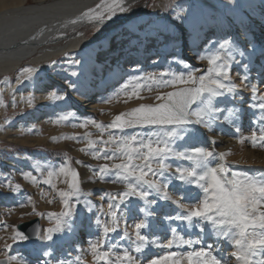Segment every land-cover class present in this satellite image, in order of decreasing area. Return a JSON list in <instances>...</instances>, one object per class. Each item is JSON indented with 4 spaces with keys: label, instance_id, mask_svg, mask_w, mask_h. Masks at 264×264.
<instances>
[{
    "label": "snow or ice",
    "instance_id": "obj_1",
    "mask_svg": "<svg viewBox=\"0 0 264 264\" xmlns=\"http://www.w3.org/2000/svg\"><path fill=\"white\" fill-rule=\"evenodd\" d=\"M133 5L125 4V0H101L94 8H88L75 18L69 19L66 23L75 25L81 21H87L99 31V27L111 21L114 17L133 12ZM180 9L177 11V9ZM165 9L174 15H170L168 23L162 26L158 32L159 39L164 46L184 43L191 37L193 43L201 40L200 33L193 29L189 34L184 27L186 16L185 9L175 2L169 0ZM212 35L206 36L201 43L212 45L218 48L211 55H199L200 60H206L208 67L203 72L197 69H188L179 74H169L160 72L157 74L140 75L139 70L133 71L125 83L121 86L122 91L117 96L123 97V102L127 103L133 99L143 100L144 91L151 92L156 86L171 87L172 91L157 92L155 100L157 103H141L137 107L127 112H120L114 116L110 123L104 124L95 119H85L79 123L78 127L84 129L89 125L94 126L99 136L91 138V133L85 132L83 139L85 146L80 149L92 157L107 162L99 164L97 169H92L93 176L105 181L110 176H115L117 180L124 182V191L115 195L103 194L100 199L107 204L106 220L101 221L96 217L95 223L100 227L102 236L100 239L90 242L88 254L91 256V264H229V257L232 264H264V180H257L244 174L231 172V177L226 176L228 170L227 156L230 151H222L218 155L213 145L217 140L209 136L208 146H193L179 149L175 146L177 140H184L188 132V126H201L208 132L212 131L214 122L227 112L228 116L238 118L240 111L237 107L218 106L215 101L220 98L228 97L236 99L242 89L238 88L230 76L232 65L240 64L231 54L236 48L235 43L229 38H222L213 41ZM156 38H153V43ZM199 47V45H198ZM221 52L228 53L221 55ZM239 56L244 57L245 52L239 51ZM182 62V61H181ZM55 61L52 62V65ZM51 66V65H50ZM187 69V65L185 66ZM244 71L240 83L249 90V99L252 101L248 106L254 111H259L260 115L254 120L260 122L259 129L250 130L247 137H238L237 143L245 144L250 141L252 147H264V91L260 90L257 84L247 83L250 79L248 72L249 66L242 64ZM36 69L34 67H21L16 76L17 85H22L30 80ZM76 76V72L71 73ZM170 76V78H165ZM8 82V77L4 78V83ZM69 87H74L69 84ZM23 99V98H22ZM48 100L65 99L64 95H58L56 91L47 96ZM33 98L30 95L27 99L29 106L32 105ZM4 100L0 97V105ZM199 104L193 109V105ZM60 119H66L61 117ZM156 127L161 131L153 134L149 133L146 138L138 134L115 136L109 130L124 132L125 129L136 127ZM236 133H240V128L236 127ZM105 132H108L107 139H104ZM183 133V134H182ZM74 140L81 137L74 135ZM170 159L177 161H188L189 166L175 167L168 163ZM213 161H216L213 164ZM77 165L83 163L76 160ZM42 179L31 173H24V178L33 184L40 183L47 185L59 197L61 210L59 212H48L47 218L52 222V226L38 230L37 239L52 241L55 233H61L67 227L71 230L69 218L73 214L76 204L70 203L73 199L77 202L81 196V173L71 163L65 159L58 168L39 169ZM86 167H91L86 165ZM91 179V178H89ZM178 181L181 185L194 186L203 193L202 198H198L189 206H185L183 201L186 198L183 193L173 198L169 194L172 181ZM57 183L65 184L66 189L57 187ZM12 193L21 191L19 183L13 184L8 181L5 185ZM136 198L144 202L145 207H140V213L146 216L154 215V209L159 202L171 203L182 209L176 215H167L165 219L184 222L191 226L194 222L200 226V232L205 231L203 225H208L212 230L214 239L223 240L230 245L231 251L226 256L221 257L215 254L214 245L203 244L202 237L196 240L185 239L178 234L176 228H172L173 237L166 243L157 244L155 239L150 240L143 233L149 228L145 219H139L132 225L129 232L128 225L125 223L123 230L120 227L121 205ZM53 203V199L47 201ZM30 206V211L23 212L24 216H43L44 213L37 211L32 198H27V203L18 202L17 207L26 208ZM152 209L151 211L149 209ZM88 211H92L89 206ZM104 211L103 208L100 209ZM202 222V224H201ZM0 227L7 233L11 228V234L7 236L3 245V259L0 264H27V261L16 256L9 255L7 249L13 243L27 241L29 235L20 231L15 224L8 225L6 221L0 220ZM111 233H121L119 238H129L132 241L131 249H123L116 252L117 244L105 246L103 237ZM12 243H9L8 241ZM149 244L168 249L163 255H154L146 261L133 253H142ZM194 244L201 245L187 252L171 251L176 247L187 246L192 248ZM45 258L51 256L50 251H44ZM77 264H88L82 256H76ZM37 264H53L52 261L43 259L38 260ZM54 264H72V261L59 259Z\"/></svg>",
    "mask_w": 264,
    "mask_h": 264
},
{
    "label": "rangeland",
    "instance_id": "obj_2",
    "mask_svg": "<svg viewBox=\"0 0 264 264\" xmlns=\"http://www.w3.org/2000/svg\"><path fill=\"white\" fill-rule=\"evenodd\" d=\"M35 1L27 0L26 3L31 4ZM175 2L186 10L184 13L186 16L184 27L187 32L191 34L193 29H195L200 33L201 40L193 43L189 36L184 43L164 46L157 34L162 29V26L168 23L170 15H174V13H170L165 9V5L169 4V0H146L143 11H139L140 8H137L130 16H124L127 15L124 14L115 22L110 21V23L108 21L105 25L99 27V31L92 25H88L77 32H71L70 37H76L78 33H81L86 43L83 46L68 50L66 54L57 55L54 58V65H52V61L50 64L40 67L32 63L31 59L22 63L21 67H34L36 73H34L33 77H40L44 87L56 91L58 95H64V100L46 99L45 102L41 103L32 102V105L29 106L27 95L24 93L27 89L31 91L35 89L32 83L33 77L22 85H17L16 90L20 93L18 99L13 94L11 87L6 92L0 90V97L4 100L0 112V130L7 127L13 131L15 130L16 135L24 134L29 136L31 140L38 137L42 138L39 143L25 144L0 135V185H5L8 181L21 185V191L18 193H12L7 188L0 186V220L6 221L11 226L13 224L16 225L18 222L39 217L40 230L52 226V222L47 218L46 214L50 211L59 212L61 210L59 197L55 196V193L47 185L33 184L30 180H26L23 174L31 173L37 176L38 180L42 179L40 171L37 170V165L42 170L58 168L67 159L71 166L81 173L82 193L78 202L75 199L70 202L76 204V207L69 218V223L72 225L71 228L74 227L75 232L80 235L83 247H86L85 253L81 252L73 242L76 238V233L74 232V236H67L69 230L66 227L63 232L55 233L52 241L36 238L35 240L13 243L12 247L6 250L9 255L23 259L27 261V264H37L38 260L43 259L50 260L53 264L59 259L69 260L72 261V264H77L76 256H82L88 264H91V256L88 254L89 243L100 239L102 236L100 227L95 223L96 217L99 216L101 221L108 218L106 216L107 204L100 199V196L105 193L115 195L120 191H124L125 188L124 182L117 180L115 176H110L105 181H100L93 176L92 169H97L99 164L107 161L102 158L100 160L92 159L90 155L81 152L80 149L86 143L83 139L85 132L91 133L92 139H96L100 134L92 125L84 129L78 127V125L85 119H95L98 122L108 124L120 112H127L141 103H157L155 100L157 92L173 90L171 87L156 86L153 91H144L142 93L145 99H133L125 103L123 102V97L117 96V93L122 91L121 86L133 71L139 70L140 75H158L160 72L179 74L188 69L204 67V69L198 71L203 72L208 67L207 61L200 60L198 56L211 55L212 52L217 50L218 45L217 48H213L210 44L203 45L201 41L213 33L214 35L211 37L213 41L228 38L229 34L226 26L229 16L234 18L238 24L245 26L250 24V19L247 15L260 20V27L254 33L249 32L247 44L253 48L256 58L261 57L262 54L255 43L260 39L264 42V0H175ZM219 23L222 24L220 28ZM200 29L204 32L203 35ZM153 38H156L154 43ZM234 43L237 45V41ZM185 51L193 53L189 61L184 60L186 57ZM238 52L237 46L231 52L235 60H240L241 64L251 63L252 65L249 68H253L255 59L252 62L247 55L241 57ZM227 54L226 52H221V55ZM241 64L234 63L232 65L230 76L238 88L242 89L239 95L246 94L249 96V90L240 83V79L243 76ZM108 66H110V69H108ZM72 72H76L77 75L72 76ZM7 77L9 83L13 82L15 73H9ZM165 78H170V76ZM69 84L74 87H69ZM257 85L260 89L262 88L264 77ZM80 92L85 95L87 93L98 94L96 97L100 101L99 107L94 109L95 111L83 107L75 95ZM245 99H247V96ZM229 100L228 97H224L218 99L215 103L225 108L234 107L229 105ZM250 103H252L251 100L244 101V105L247 107L246 114L249 113V118H247L248 127L250 130L259 129L260 122L254 123V120L257 119L260 113L251 109L248 106ZM198 106L199 104L197 103V105L192 107L194 109ZM225 116H227V112L220 117V120L223 118L226 122H232L235 127L241 124L238 123L239 116L238 118L228 116L227 119L224 118ZM61 117H66V119H60ZM39 118L41 119L38 120ZM194 127L196 125L188 126L185 139L177 140L175 143L176 147L179 149L188 148V141L203 134L206 130L201 126H197V129L194 130ZM109 131L115 136L138 134L144 138L149 133H152V138L155 139V133L161 130L148 126L129 128L125 129L124 132ZM240 133V137L246 136L242 130ZM74 135L81 137V139H72L71 137ZM107 136L108 132H105L104 139H107ZM245 145L251 150H264V147H252L250 141L246 142ZM215 152L217 155L219 154L218 151L215 150ZM76 160H81L83 163L77 165L75 163ZM215 162L213 161V164ZM168 163L174 167L176 165L187 167L190 162L170 159ZM227 164L228 170L226 174L229 178L231 177V172H237L257 180H264V165L259 166V164L232 159H227ZM86 165L91 167H86ZM57 187L66 189L67 186L57 183ZM180 193H183L186 197L183 201L185 206H189L198 198L203 197L200 189L194 186L181 185L180 182L173 180L169 188V194L173 198H177ZM29 196H31L32 204L35 205L37 211L45 215L24 216L21 218L23 212L30 211V206L22 209L17 207V203H27ZM189 196H191V200H189ZM49 199H53V203L49 204L47 202ZM89 206L92 211L87 210ZM140 207H145L144 202L136 198H130L128 203L121 205V230L127 223L128 230L131 232L134 222L139 219H145L149 224V228L143 230V233L150 240L155 239L157 244L166 243L168 239H171L172 228H176L179 231L184 229V236H186L188 229H192L195 234L199 232L200 226L195 222L189 226L184 222L165 219L167 215L174 216L182 212L181 208L171 203L159 202L154 209L155 214L152 216L140 213L138 210ZM101 208L104 209L103 212L100 211ZM149 210L151 211L152 209L150 208ZM204 226L205 228L208 227L206 224ZM10 234L11 228L6 233L0 227V246L3 245ZM120 234L111 233L103 237L105 246L117 244L116 252H120L125 248L131 249L133 247L131 239H120ZM190 239L196 240L194 238ZM8 242L12 243L10 240ZM204 243H208L205 238ZM182 247L187 250H193L199 248L200 245L194 244L191 249L187 246ZM179 248L181 247L176 249V246H174L171 251L181 252L182 250ZM146 249L151 250L153 253L163 251L157 255H163L166 251H169L163 247L149 244L142 253H133V255L145 261L148 259L144 258L145 256L143 255L148 251ZM3 251L0 248V257H3ZM44 251H50L51 256L45 258L43 256Z\"/></svg>",
    "mask_w": 264,
    "mask_h": 264
},
{
    "label": "bare ground",
    "instance_id": "obj_3",
    "mask_svg": "<svg viewBox=\"0 0 264 264\" xmlns=\"http://www.w3.org/2000/svg\"><path fill=\"white\" fill-rule=\"evenodd\" d=\"M26 1L27 0H0V90L6 92L11 87L13 94L17 97V99L20 93L16 90V76L18 75V69L21 67L22 63L25 60L31 59L32 63L43 67L44 65L50 64L54 61V58L57 55L66 54V52L70 49L83 46L86 41L83 39V35L81 33H78L76 37H70L69 35L71 32H77L82 27L92 24L87 21H81L75 25L67 24L66 22L69 19L75 18L88 8H94L95 5L101 2V0H36L34 3L27 4ZM145 1L146 0H125V4L126 6H135L134 10L140 8L139 11H143ZM178 10L179 8L177 11ZM131 14H133V12L127 13V15H118L111 21L115 22L123 15L130 16ZM247 16L250 19V24L248 26L238 24L234 18L229 16L227 19L226 29L229 34L228 38L233 42L237 41V45H235L238 50L244 51L250 61L255 59L253 68H249L248 75L250 79L247 83L258 84L264 77V42L260 39L255 43L256 47H258L260 53L262 54L260 58H256L253 48L249 46L247 42L249 32L254 33V31L260 27L261 23L258 18L256 20L250 15ZM221 25L222 24L219 23V28ZM217 30L219 29L217 28ZM201 32L203 35L204 32L202 30ZM192 55L193 53L190 51H185L186 57L184 60L189 61L192 58ZM237 61L241 64L240 60ZM247 65L251 66L252 64L250 63ZM109 67L110 66H108V69H110ZM201 69H204V67H197L198 71ZM244 71L245 70L243 69V74ZM12 72L15 73V80L10 83H4V78ZM32 83L34 84L33 87H35V89L32 91L27 89L24 94L27 95V98L31 95L33 102L35 103L45 102L47 96L53 91L50 88L44 87L41 83L40 77L34 76L32 78ZM260 90L264 91V85ZM75 95L83 107L89 110H94L99 107L100 101L98 97H96L98 94L87 93L85 95L83 92H80ZM246 96L247 99H245ZM249 100V96L245 94L239 95V97L236 98V101H234V99H230L228 102L230 106L240 109L238 113V123L241 124L238 125V127L240 130L245 132V137L249 134L250 129L248 127L247 120V118H249V113L246 114L247 107L244 105V101ZM40 119L41 118L38 120ZM236 127L232 124V122H226L222 118V120L213 123L211 132L203 130V134L189 140V147L199 145L208 146V137L212 136L217 140L216 145L212 146L214 150L219 153L222 151H230L231 154L228 155L226 159L259 164V166L264 165V150H251L245 144L242 146V144L237 143V139L240 137L241 133H236ZM195 129H197V126L194 127V130ZM15 132V130L13 131L10 128L4 127L0 130V135L4 138L25 144H36L42 139L38 137L31 140L29 136H25L24 134L16 135ZM226 176L228 175L226 174ZM189 200H191V196H189ZM203 227L205 229L203 233L200 232V229H198V234H195L192 229H188L186 231L187 233L185 232L186 236H184V229H181L180 231L178 230V234L183 236L185 239H197L202 237L204 245L212 243L214 245V250L218 249L215 251L216 255L221 257L226 256L227 253L232 250L230 245L225 243L223 240L214 239L212 230L209 226L205 228L203 225ZM74 232L75 230L73 227L67 232V236H74L76 233V238L73 242L76 244L78 249L81 250V252L85 253L86 247H83L80 235H78L77 232ZM172 237L173 233H171V238ZM204 238L208 243H204ZM179 249L182 250L181 252L191 251L187 250L185 247H181ZM162 252L163 251L153 253L151 250H148L143 254L145 256L143 257L150 258L152 255H157ZM228 259L229 264H232L231 258L229 257Z\"/></svg>",
    "mask_w": 264,
    "mask_h": 264
},
{
    "label": "water",
    "instance_id": "obj_4",
    "mask_svg": "<svg viewBox=\"0 0 264 264\" xmlns=\"http://www.w3.org/2000/svg\"><path fill=\"white\" fill-rule=\"evenodd\" d=\"M16 227L20 231H23L25 234L29 235V240H35L37 238L36 232L41 228L40 218L34 217L27 221L18 222ZM0 259H3V257H0Z\"/></svg>",
    "mask_w": 264,
    "mask_h": 264
}]
</instances>
